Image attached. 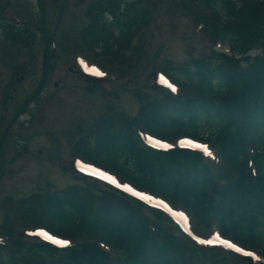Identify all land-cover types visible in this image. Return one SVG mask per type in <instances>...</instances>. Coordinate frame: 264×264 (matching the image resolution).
<instances>
[{"label":"trees","instance_id":"obj_1","mask_svg":"<svg viewBox=\"0 0 264 264\" xmlns=\"http://www.w3.org/2000/svg\"><path fill=\"white\" fill-rule=\"evenodd\" d=\"M191 1L185 5L213 40L228 41L234 52L243 54L260 47L263 54L252 62L245 57L246 66L216 50L179 64L167 61L161 71L176 92L156 84L155 94L141 101L137 114L115 108L101 116L74 137L75 154L185 207L198 226L217 225L224 236L264 250V0H241V7L237 0ZM124 2L98 0L89 9L92 25L80 35L94 56L103 42L101 55L115 60L134 39ZM106 12L114 15V23L107 21ZM144 134L168 142L190 136L211 143L229 172L212 166L200 150H163L147 143ZM76 180L61 190L24 196L10 209L25 226L43 227L73 238V243L59 247L32 241L24 235L27 228L19 236L16 223L8 219L0 227V238L8 237L0 242V264L224 261L176 234L163 211L148 213L144 202L93 177Z\"/></svg>","mask_w":264,"mask_h":264},{"label":"rangeland","instance_id":"obj_2","mask_svg":"<svg viewBox=\"0 0 264 264\" xmlns=\"http://www.w3.org/2000/svg\"><path fill=\"white\" fill-rule=\"evenodd\" d=\"M15 1L26 11L29 10L27 18L34 19L31 3L25 7L24 0ZM97 1L45 0L46 24L50 30L48 37L53 39L52 45L56 48L59 45L55 53L57 60L51 59V66L54 64V67L39 103L30 105L26 113L21 114L12 125L14 132L8 138L6 136L5 144L0 146V227L8 219H13L18 226L20 220L13 218V209L10 210L13 201L33 193L61 190L77 181L75 176L79 172L75 171L72 160L75 158L74 137L79 132L115 108L135 114L141 101L155 94V79L158 84L174 90L169 79L158 72L167 61L179 64L192 56L227 48L226 41L213 40L205 27L193 18L185 5L191 4V0H125L122 4L124 13L128 15L125 22L135 32L129 47L121 49V55L115 60L102 56L101 46L96 47L97 56L80 48L78 50L81 51H76L73 48L81 40L77 30L92 25L89 9ZM36 14L37 25H41L39 4ZM105 17L107 21H115L110 13ZM115 29L119 34V24L115 25ZM45 31L48 32L47 29ZM42 34L37 32L35 44L31 47L15 48L0 33V140L8 124L21 111L27 95L35 93L43 78L46 43ZM50 55L54 58L53 52ZM31 61L34 64L32 68ZM11 66L25 72L26 77L15 84L10 83L14 75ZM177 143L192 142L180 139ZM203 148L207 146L203 144ZM79 161L77 159L78 166ZM211 162L221 164L217 155ZM222 167L226 173L229 172L225 165ZM146 197L152 205L171 211L175 218L189 227L191 225L196 231L195 223L183 208H172L161 197ZM195 233L205 234L203 237L211 242L220 238L217 229L212 227ZM32 235L36 236L37 231ZM205 251L224 258L219 264H252L227 249ZM259 253L264 255L262 250Z\"/></svg>","mask_w":264,"mask_h":264},{"label":"flooded vegetation","instance_id":"obj_3","mask_svg":"<svg viewBox=\"0 0 264 264\" xmlns=\"http://www.w3.org/2000/svg\"><path fill=\"white\" fill-rule=\"evenodd\" d=\"M32 4L34 11V19L27 18L28 11L23 9L17 1L12 0H0V33L7 36L8 40L11 43H22L24 45L35 44L36 34L38 31L44 30V33H47L45 30L46 26L40 27L41 30H38L37 20H36V6L40 2L38 0H24L23 5L25 7L28 4ZM66 4H68L66 2ZM31 10V9H30ZM41 19L46 25L48 19L45 15L47 14V4L44 3L41 5ZM24 16L25 18H23ZM50 32V31H48ZM17 39V41H14Z\"/></svg>","mask_w":264,"mask_h":264},{"label":"snow or ice","instance_id":"obj_4","mask_svg":"<svg viewBox=\"0 0 264 264\" xmlns=\"http://www.w3.org/2000/svg\"><path fill=\"white\" fill-rule=\"evenodd\" d=\"M210 154V153H209ZM57 243L66 245L68 242L67 241H56ZM208 243H211V241H208Z\"/></svg>","mask_w":264,"mask_h":264}]
</instances>
